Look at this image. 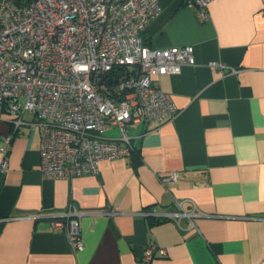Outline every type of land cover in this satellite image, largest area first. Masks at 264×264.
Returning a JSON list of instances; mask_svg holds the SVG:
<instances>
[{"label":"crops","instance_id":"1","mask_svg":"<svg viewBox=\"0 0 264 264\" xmlns=\"http://www.w3.org/2000/svg\"><path fill=\"white\" fill-rule=\"evenodd\" d=\"M159 4L145 44L194 49V65L153 76L176 116L129 125L128 154L71 178L42 174L39 129L24 126L0 170V264H264V0H212L207 19L182 0ZM171 171L188 177L162 182ZM176 201L194 216L150 223L154 210L178 212ZM67 211L78 214L81 250L52 226ZM150 244L164 255L145 261Z\"/></svg>","mask_w":264,"mask_h":264},{"label":"built area","instance_id":"2","mask_svg":"<svg viewBox=\"0 0 264 264\" xmlns=\"http://www.w3.org/2000/svg\"><path fill=\"white\" fill-rule=\"evenodd\" d=\"M211 1L185 4L207 19ZM159 11V0H0V117L9 115L11 126L0 136V170H6L13 139L27 125L39 129L40 171L55 179L95 174L99 161L128 154L129 125L173 120L177 107L153 76L194 65V49L144 43L142 32ZM209 65L236 71L221 61ZM112 126L120 130L117 139L104 135ZM187 177V171H171L160 180ZM175 204L178 212L148 214L179 225L194 216ZM77 217L53 214L52 226L65 229L72 247L81 250ZM164 253L150 244L143 259Z\"/></svg>","mask_w":264,"mask_h":264},{"label":"trees","instance_id":"3","mask_svg":"<svg viewBox=\"0 0 264 264\" xmlns=\"http://www.w3.org/2000/svg\"><path fill=\"white\" fill-rule=\"evenodd\" d=\"M182 2L185 4L186 0H182ZM62 219L66 221L67 218H62ZM166 219H168V218H166V217L149 216L150 223H156V222H160V221H163V220H166Z\"/></svg>","mask_w":264,"mask_h":264}]
</instances>
